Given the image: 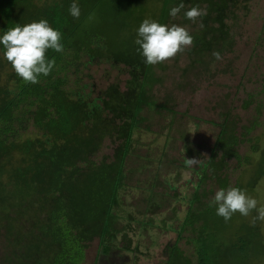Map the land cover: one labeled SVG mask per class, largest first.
<instances>
[{"label": "trees", "instance_id": "16d2710c", "mask_svg": "<svg viewBox=\"0 0 264 264\" xmlns=\"http://www.w3.org/2000/svg\"><path fill=\"white\" fill-rule=\"evenodd\" d=\"M74 2L80 8L78 19L69 13ZM181 2L185 6L190 3V7L208 3L207 15L203 17L207 21L214 10L225 11L228 0H0V35L16 23L23 25L44 18L61 32L64 46L63 52L51 49L47 52L49 60L55 58L51 73L46 77L41 75L39 83L26 84L3 58L0 45V230H6L4 235L10 236L14 248L5 254L10 264H77V256L81 251L86 254L88 242L95 238L102 241L108 236L114 243L117 233L125 229H119L121 220L115 210L121 205L120 189L131 179L125 172L143 171L140 166L128 165L140 155L133 151L136 133L149 127L151 109L169 108L159 103L152 92L162 80L158 73L167 65L143 62L135 44L137 30L146 18L168 24L170 9ZM225 24L222 20L221 26ZM221 29L224 40L220 38V53L226 50L225 46L233 45L234 38L225 27ZM205 32L192 35L197 55L210 47L206 41L211 40H206ZM197 61L202 60L197 58L192 63L194 67ZM92 66H104L105 79L113 71L117 75L126 74L125 89L119 84H109L104 94L92 96L87 90L88 82L95 77ZM30 123L37 132L35 137L26 138L20 144L10 142L12 135L23 130L16 129L17 124H26L21 128H27ZM195 124L199 130L202 121L196 120ZM254 126L255 123L244 127L246 131L237 135L234 121L221 122L216 149L209 157L200 158V164L190 167L192 175L188 182L194 192L190 195L183 191V223L176 221L170 225H176L174 229L179 233L181 228V238L184 231L195 233L187 239L192 249L188 253L179 246L180 236L173 239L159 250L158 256L164 264L252 261L249 252L252 237L248 233L239 236V247L233 244L238 255L231 258L226 255L224 239L229 232L219 231L223 222L217 214L212 216L206 211L215 209L206 201L212 200L216 187L230 186L224 171L226 157L253 165L258 177L264 175V155L256 157L264 148L260 149L257 141H251V150L241 155L236 147L248 140V132ZM108 140L118 142L113 154L101 159L94 157ZM15 150L21 154L15 156ZM218 155L222 158L220 161H216ZM179 158L186 165L188 157ZM212 181L216 185L208 184ZM256 183L255 178L241 179L235 187L251 196ZM172 186L177 191L178 186ZM25 194L27 200L22 198ZM151 200V208L139 210L140 214L156 205ZM85 213L88 216L83 221ZM127 219L136 218L129 213ZM258 225L259 222L247 223L244 229L250 227L248 231L255 233ZM17 228L19 232L15 234ZM134 237H125L127 242L122 246L136 251L138 244L132 246ZM98 258L99 250L97 264Z\"/></svg>", "mask_w": 264, "mask_h": 264}, {"label": "rangeland", "instance_id": "374dc122", "mask_svg": "<svg viewBox=\"0 0 264 264\" xmlns=\"http://www.w3.org/2000/svg\"><path fill=\"white\" fill-rule=\"evenodd\" d=\"M197 6L208 12V3H198ZM189 7L190 3L177 17H170L168 24L186 26L191 35L206 30V40H211L206 43L210 47L207 52L202 51V54L197 55L193 44L190 49L165 62L167 68L158 73L162 80L155 84L152 92L159 103L166 104L169 108L151 109V122L147 121L149 127H144L136 133L133 151L139 152L140 155L135 157L134 162H128V165L140 166L143 171L129 174L128 169L125 172L131 179L120 189L121 205L115 210L121 220L119 229H125L117 233L114 243L108 236L102 238V241L95 238L88 242L86 254L81 251L77 256V264H97L98 250V264H164L158 256L159 250L173 239L182 236L181 228L179 233L174 229L176 225H170L176 221L183 223L185 204L181 197L185 191L190 195L194 192L192 184L188 182L192 169L184 165L179 156L183 155L188 159L209 157L217 147L214 145L220 131L219 124L228 119L234 121L237 135L246 131L244 127L249 128L255 123L254 128L248 132V140L236 146L238 153L247 154L251 150V141H257L260 149L264 148V0H228L225 11L214 10L210 19L204 21L202 16L196 23L184 16ZM222 20L226 23L225 26H221ZM201 22L203 27H200ZM221 27H225L233 35V45L225 46L226 50L220 53L222 59L216 60L212 53L220 52L222 48L220 38L224 40V34ZM197 58L202 61H197L194 67L192 63ZM91 71L95 77L88 82L90 87L87 90L91 91L92 96L104 94L109 84H119L125 89L126 74L117 75V71H113L105 79L104 66H92ZM196 120L202 121L199 130L195 124ZM25 125H16V129L23 130L12 135L10 142L20 144L26 138L37 135L32 123L27 128H21ZM117 144V140L106 141L102 150L94 157L101 159L107 155L111 156ZM14 154L17 156L21 152L15 150ZM262 155L264 152L260 151L256 157ZM19 157H16V160ZM221 159L220 155L216 157V161ZM225 161L224 171L230 179V186H235L241 179L248 181L255 178L257 183L250 194L257 199L258 207L264 205V175L258 177L253 165L236 158L226 157ZM173 184L178 186L177 191ZM208 184L216 185L215 181ZM219 188L216 187V191ZM22 198L27 200L28 196L25 194ZM151 198L156 205L145 214H140L139 210H145L147 206L151 208ZM86 200L91 203L89 198ZM208 200L211 199L207 198L206 202H210ZM206 211L212 216L216 214L214 208H208ZM129 213L136 219H127ZM11 215L15 213L12 212ZM256 215V211L247 217L236 213L228 222L219 216L223 222L219 231L227 229L229 232L224 239L226 255L229 258L238 255V250L234 249L233 244L239 247V236L248 233L249 237H252L249 248L252 261L240 264H264V221H255L259 222L258 228L254 229L255 233L248 231L250 227L244 229L245 224H253ZM87 216L85 213L83 221L87 220ZM79 217L78 220L81 219V216ZM24 225L23 221L22 226ZM18 229L15 234L19 232ZM5 232L4 228L0 230V264H10L5 254L14 249L10 244V236L4 235ZM126 232L129 237L135 236L132 238V246L138 244L136 251L122 246L127 242ZM194 236L195 233L190 230L184 231L179 246L190 253L192 243L187 239Z\"/></svg>", "mask_w": 264, "mask_h": 264}, {"label": "clouds", "instance_id": "9594fccd", "mask_svg": "<svg viewBox=\"0 0 264 264\" xmlns=\"http://www.w3.org/2000/svg\"><path fill=\"white\" fill-rule=\"evenodd\" d=\"M184 8L185 4L181 2L178 6L172 7L169 14L175 18ZM69 13L76 19L80 17L77 3L71 4ZM205 15H207L206 11L199 6H191L184 12L186 19L193 23ZM200 27H203L202 22ZM61 39V32L53 28L47 19L41 18L23 25L16 23L13 27H9L0 35V45L3 46V58L11 64L16 75L26 84H36L39 83L41 75L48 76L55 67V58L49 60L47 52L50 49L63 52ZM135 44L138 46L137 52L143 57L146 65H157L190 49L194 44V38L186 26L177 23H160L146 18L138 27ZM212 55L216 60L222 59L219 51H213ZM185 163L193 167L201 161L192 158L186 159ZM209 206H214L216 214L223 217L225 222L236 213L247 217L253 211L257 213L253 218V224L257 219L264 221V205L258 207L257 199L239 187L229 186L226 189H218Z\"/></svg>", "mask_w": 264, "mask_h": 264}]
</instances>
